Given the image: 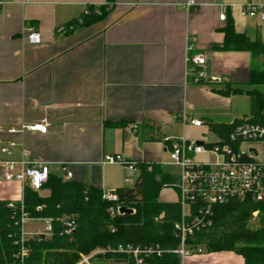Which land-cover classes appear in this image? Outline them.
I'll return each mask as SVG.
<instances>
[{
    "label": "crops",
    "instance_id": "0c3cea01",
    "mask_svg": "<svg viewBox=\"0 0 264 264\" xmlns=\"http://www.w3.org/2000/svg\"><path fill=\"white\" fill-rule=\"evenodd\" d=\"M251 1L264 0H8L0 8V202L23 200L22 184L6 181L4 174L6 163L22 161L24 152L28 161L50 164L52 175L59 177L61 164H67L72 181L116 192L134 184L124 166L105 164V156L161 166L177 176L178 170L167 166L164 136L207 143L216 139L212 124L247 120L228 109L238 96H248L220 91L245 86L251 70L263 67V58L213 47L224 43L228 21L237 34L264 43V21L244 11ZM90 6L109 11L74 33H56ZM223 8L226 21L220 20ZM27 26L36 29L41 43L28 42ZM191 38L197 42L187 52ZM198 54L207 58L209 78L228 83L194 84L187 58ZM182 112L205 126L183 127L175 121ZM42 121L49 123L47 134L7 132ZM8 141L18 145L11 154L1 151ZM177 200L171 188L159 195L163 203ZM32 222L43 228L24 233L44 231L43 221ZM90 264L128 261L104 256ZM179 264H245V259L235 252L204 250Z\"/></svg>",
    "mask_w": 264,
    "mask_h": 264
},
{
    "label": "trees",
    "instance_id": "16d2710c",
    "mask_svg": "<svg viewBox=\"0 0 264 264\" xmlns=\"http://www.w3.org/2000/svg\"><path fill=\"white\" fill-rule=\"evenodd\" d=\"M98 8L100 16L94 14ZM89 16H81L83 25L102 20L109 11L107 6H90ZM78 28V29H79ZM225 41L214 46L217 51H248L264 61V43L251 41L237 34L233 22L228 21L224 29ZM220 93L226 96L246 95L253 102L247 121L264 125V63L260 69H252L245 86L232 87ZM214 133L226 137L231 130L229 124H212ZM140 171L131 188L116 191L118 202L103 200V192L84 184L51 175L42 191L43 196L29 188L24 190V212L34 221L52 220L53 234L27 235L24 245L29 250L26 264H78L82 255L98 249L116 248L123 245L147 246L159 244L166 249L178 247L173 226L180 218V207L175 203L159 201L163 188L177 182V176L161 166L135 162ZM0 202V264H20L17 255L21 248L20 214ZM126 208L132 213L115 214L111 208ZM20 203L17 210H20ZM258 206L250 201H232L215 208L213 226L207 233L197 235L195 245L204 246L209 252H235L245 259V264H264V231L254 230L249 222ZM20 212V211H19ZM74 221L72 233H66V223ZM100 254H97L98 257ZM128 264L132 260L123 256ZM179 257L168 254L153 259L151 264H179Z\"/></svg>",
    "mask_w": 264,
    "mask_h": 264
},
{
    "label": "built area",
    "instance_id": "2783aa9c",
    "mask_svg": "<svg viewBox=\"0 0 264 264\" xmlns=\"http://www.w3.org/2000/svg\"><path fill=\"white\" fill-rule=\"evenodd\" d=\"M8 0H0V8ZM194 2H189L186 7L190 8ZM249 17H258L264 21V1H251L244 7ZM90 10H86L84 16H89ZM94 14L100 16L102 11L98 8ZM227 8H223L220 20L226 21ZM83 25V18L79 17L56 30L57 34L69 35L74 33ZM26 38L31 44L41 43V36L34 27L27 26ZM195 38L187 42V52H191L196 44ZM187 62L191 65L192 82L201 84L203 82L228 83V80L209 78L204 67L207 58L203 54L189 56ZM175 121L183 127L193 126L201 128L205 122L182 112L175 116ZM231 130L226 137L217 133L212 142L188 140L185 137L164 136L163 144L169 153L170 161L167 166L178 170L177 182L169 187L177 192V204L180 207V218L174 223L173 233L179 244L177 248L166 249L159 244L136 246L119 245L116 248H106L90 256L82 255L80 264H90L97 254L112 259L123 256L132 260L133 264H151L153 259H160L168 254L179 257L182 262L194 254L204 251L203 246L195 245L197 235L207 233L213 226L215 208L228 204L232 201H250L258 206L252 213L255 220H259L264 231V125L252 123L245 119L230 123ZM49 123L47 121L33 124H20L8 129L11 135L23 136L27 133L47 134ZM15 141H8L1 149L3 153L11 154L17 147ZM24 159L18 163H6L4 179L6 181H18L23 188H29L35 192H41L52 175L50 164L40 161H28L27 155L23 153ZM105 164H118L125 167L127 180L134 182L138 179V165L124 159L120 155H107ZM19 165V170H16ZM64 181L71 180L73 174L67 164H61L60 176ZM103 200L116 203L118 195L116 192H103ZM21 205L17 210V204ZM7 207L15 214H20L21 226V248L17 255L20 264H26L29 250L24 245L26 236L31 235L23 232V226L31 220L24 212L22 201L8 202ZM121 207L111 208L112 216L121 215ZM17 211V213H16ZM20 211V212H19ZM44 231L32 235H43L50 238L53 234L52 220L46 219ZM66 233L70 234L75 229V222L66 223Z\"/></svg>",
    "mask_w": 264,
    "mask_h": 264
},
{
    "label": "rangeland",
    "instance_id": "374dc122",
    "mask_svg": "<svg viewBox=\"0 0 264 264\" xmlns=\"http://www.w3.org/2000/svg\"><path fill=\"white\" fill-rule=\"evenodd\" d=\"M253 109V102L250 98L248 97H241L238 96L235 100V104L233 105V109H228V112L233 116L236 112L239 113V117L241 116H246L249 117L251 115ZM235 117V116H234ZM132 184H134V182H132ZM45 193L48 195L49 193L47 191H41L40 194H42L43 196H46ZM249 225L251 228H253L254 230H257L259 227L261 228V223L259 222V220H255L253 218V216H251ZM43 228V224L41 223H34V222H29L27 224H25L23 226L24 232H31L33 230H41ZM204 250H206V248L203 246ZM103 249H98L96 251H93L91 254L89 255H85V256H90L96 252H99ZM98 257H103L104 255L100 254ZM97 258V257H95ZM105 259H109V260H116V259H120V257H116L114 259L110 258V257H105ZM82 261V256L80 258L79 263ZM78 263V264H79Z\"/></svg>",
    "mask_w": 264,
    "mask_h": 264
},
{
    "label": "water",
    "instance_id": "95a60500",
    "mask_svg": "<svg viewBox=\"0 0 264 264\" xmlns=\"http://www.w3.org/2000/svg\"><path fill=\"white\" fill-rule=\"evenodd\" d=\"M200 144H202V142H199ZM121 214H126V213H132V210L126 209V208H121L120 209Z\"/></svg>",
    "mask_w": 264,
    "mask_h": 264
}]
</instances>
